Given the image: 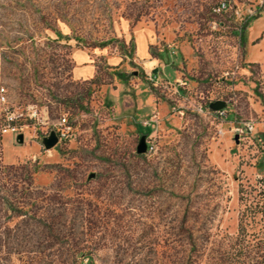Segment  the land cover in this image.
<instances>
[{"label": "rangeland", "instance_id": "1", "mask_svg": "<svg viewBox=\"0 0 264 264\" xmlns=\"http://www.w3.org/2000/svg\"><path fill=\"white\" fill-rule=\"evenodd\" d=\"M123 26L137 29L139 56L141 28L155 29L154 69L170 81L177 45L194 50L205 78L190 88L207 93L190 128L163 126L158 109L136 116L132 105L150 94L169 111L185 109L169 92L176 85L151 87L130 62ZM81 47L119 53L143 84L119 74L128 92H117L103 63L91 81L71 80L70 54ZM1 87L0 126L6 112L31 107L39 122L23 121V144L0 131V264H264V0H0ZM118 93L130 98L122 109L132 107L119 130ZM215 101L226 103L216 120ZM151 116L153 127L128 129L129 117ZM60 117L73 145L43 164L35 137ZM224 117L216 134L210 122ZM242 123L252 130L235 143ZM141 136L153 151L138 156Z\"/></svg>", "mask_w": 264, "mask_h": 264}, {"label": "crops", "instance_id": "2", "mask_svg": "<svg viewBox=\"0 0 264 264\" xmlns=\"http://www.w3.org/2000/svg\"><path fill=\"white\" fill-rule=\"evenodd\" d=\"M121 29V34L124 37V41L126 42V37L132 35V40L134 44V54L132 60H128L125 57H121L119 53L113 52L109 53L108 48H96V47H81V48H75L71 51L70 59H71V71H70V78L73 81H78L81 83L89 82L92 79H94L98 73L99 70V63H103L108 70L115 71L114 81L115 86L117 89V92L121 91L125 94L128 92L127 87L124 85V79L119 76V74H127L131 73L132 78L136 81L134 83V87L138 88L139 85H142L143 83L138 77H135L136 75L132 73V70L128 72V62L130 61L133 65H135L137 68L140 69V71L144 75V80H148V76L150 75L152 77V81H154V84H151V87H156L161 82H165L166 84H173L176 85L175 87H181L182 89H187L190 93L194 94V99H192L190 96L188 98H182V96L179 94V90H177L175 87H172L169 89V92L171 93H177V95L181 98V100H177L179 104L180 109H185L189 111H178L174 112L173 109L170 111L167 108V103L162 102L160 104H155V98L153 95H148L146 101H148V104L146 102H143L139 99H136V102H139L137 105L133 104L132 107H136L135 114L136 116H142V114H146V110H153L149 115H153L158 109L159 114L161 116V119L159 121L162 122L163 126H176L178 128L181 127H187L190 128L193 125V122L195 121L196 117L202 116V111L200 107V102L202 101L203 97L206 95L207 92H204L202 89L198 88V85L195 88H190L192 83H198L202 79L205 78V75L203 76V73L201 71V65L199 62L194 58L193 52L194 50L190 48V46L186 45H177L180 47V51H182L183 56L181 58L180 64L178 67L171 66L170 72L173 74V80H168L164 77V74L158 71L157 69H154L156 66H161V63H158L157 56L154 57L151 55L149 49L151 47L155 46V29L145 28L144 30L141 28V31L147 32V34H144L143 36H140L139 41L141 42L143 49L141 52V55H138V50L136 47V39L135 35H138L137 29L130 30L129 27L123 26ZM153 30V32L151 31ZM132 32V33H131ZM167 47H173L174 49L176 46H169ZM188 57V59H186ZM207 77V76H206ZM210 82L215 81H221L220 78L216 80L214 76L211 74L208 75ZM216 77V76H215ZM117 79V80H116ZM149 81V80H148ZM214 84V83H212ZM193 87V86H192ZM213 87H210L211 90ZM207 89L209 92L210 90ZM149 89H144L139 92H147ZM136 93V92H135ZM189 95V94H188ZM118 93V97H119ZM120 98V101L117 102L112 99L113 106H112V113L113 119L116 121L115 126L117 129H124L121 124V119L125 117L124 111L127 109V114L130 116L129 111H131L132 107L123 108V104H125L126 101H129L130 98L128 96L122 95ZM141 103V104H140ZM124 112V113H123ZM123 113V114H122ZM123 115V116H122ZM135 117V116H134ZM147 117V118H148ZM131 117H129V124L128 129L130 131L137 133H141V131L145 130V123L147 128L153 127L156 118L155 116H151L149 119H146L145 121H142L140 119H133L132 122H130ZM216 120V118H213ZM226 121V117H224V120L219 121L218 123H215L213 121L210 122L211 128H213V131H219L221 132V128L223 127V123ZM223 122V123H222ZM226 123V122H225ZM73 143L71 140H69L66 147H72ZM50 150L47 151L46 155H43V158H40L42 160H39L41 163H47V159H50L48 157L55 158L58 156V151ZM46 152V151H45ZM52 152H54L52 156ZM39 159V158H38Z\"/></svg>", "mask_w": 264, "mask_h": 264}, {"label": "built area", "instance_id": "3", "mask_svg": "<svg viewBox=\"0 0 264 264\" xmlns=\"http://www.w3.org/2000/svg\"><path fill=\"white\" fill-rule=\"evenodd\" d=\"M227 76V73H225ZM148 80L152 82V77L149 75ZM6 103V91L3 87L0 88V104L4 105ZM213 114L212 118H220L225 116L223 111L219 112H211ZM209 114V112H208ZM38 121L37 118V111L35 108H28L26 113L23 114L19 112L17 109L13 110L12 112H6L4 114L2 124L0 126L1 133H9L14 137H17L19 134L22 133V129L28 128L26 123L23 121ZM39 122V121H38ZM252 127L247 123H242V127H237L234 129V134L237 136L238 139H242L246 136L249 132H251ZM40 134L35 137L37 140H41L43 137H47L50 132H54L57 138L56 146L58 149L66 147V144L69 142L72 136L71 126L69 125L67 119L65 117H60L55 124H52L44 133H41L42 130L40 129ZM219 131H216V134ZM147 146V145H146ZM152 147L147 146L146 153L150 154L152 152Z\"/></svg>", "mask_w": 264, "mask_h": 264}, {"label": "water", "instance_id": "4", "mask_svg": "<svg viewBox=\"0 0 264 264\" xmlns=\"http://www.w3.org/2000/svg\"><path fill=\"white\" fill-rule=\"evenodd\" d=\"M226 107V103L223 101H215L212 102L208 105V110L211 112H219V111H223V109ZM17 144H23V135L19 134L16 139H15ZM234 142L237 143V136L234 137ZM57 143V138L54 132H50L49 135L47 137H43L40 140V145L42 146V148L45 151H50L52 150ZM146 138L145 136H141L138 140L136 149H135V153L136 155L140 156V155H145L146 153ZM93 176L90 175V178H92Z\"/></svg>", "mask_w": 264, "mask_h": 264}]
</instances>
